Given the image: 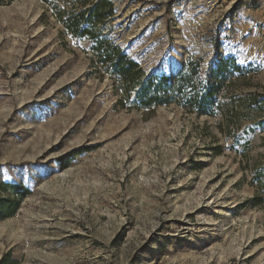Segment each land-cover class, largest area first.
<instances>
[{
  "label": "rangeland",
  "instance_id": "rangeland-1",
  "mask_svg": "<svg viewBox=\"0 0 264 264\" xmlns=\"http://www.w3.org/2000/svg\"><path fill=\"white\" fill-rule=\"evenodd\" d=\"M3 1L0 259L264 264V0ZM96 38L181 92L134 107Z\"/></svg>",
  "mask_w": 264,
  "mask_h": 264
},
{
  "label": "trees",
  "instance_id": "trees-1",
  "mask_svg": "<svg viewBox=\"0 0 264 264\" xmlns=\"http://www.w3.org/2000/svg\"><path fill=\"white\" fill-rule=\"evenodd\" d=\"M3 3L4 1L0 0V5ZM112 7V3L108 0H96L88 9V16L85 18V14L82 12L80 18L83 19L84 16V20L92 24L103 22L105 18L112 15ZM71 29L73 28L71 27ZM83 33L91 34L90 30L86 29L80 31L79 36ZM91 49L95 52L101 64L109 65L111 72L118 76L127 101L130 93L133 92L134 96L130 104H133L136 108L146 109L155 104H168L171 102L170 95L172 93H180L182 90L180 81L183 80L179 74L172 83L170 77L165 74L160 76L153 74L145 75V71L140 67L138 62L131 59L117 46L107 43L105 40L96 38ZM220 73H222V70ZM218 89V86L207 88L205 95L199 100H193L192 103H199L202 107L208 106L213 102L214 95ZM83 149L86 148H81L78 151L81 152ZM62 160L63 157L56 159L59 165L64 167ZM8 187L16 191V196L8 199L0 198V220L12 217L19 208L21 201L29 194L28 190H18L13 185H8ZM0 264H17V262L11 259L9 253H6L1 257Z\"/></svg>",
  "mask_w": 264,
  "mask_h": 264
}]
</instances>
